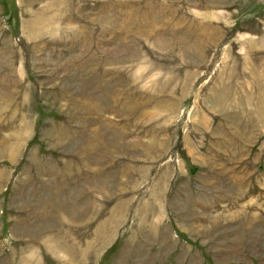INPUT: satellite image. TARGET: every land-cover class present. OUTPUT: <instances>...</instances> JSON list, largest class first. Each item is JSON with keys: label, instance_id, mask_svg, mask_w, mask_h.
I'll use <instances>...</instances> for the list:
<instances>
[{"label": "rangeland", "instance_id": "374dc122", "mask_svg": "<svg viewBox=\"0 0 264 264\" xmlns=\"http://www.w3.org/2000/svg\"><path fill=\"white\" fill-rule=\"evenodd\" d=\"M0 264H264V0H0Z\"/></svg>", "mask_w": 264, "mask_h": 264}]
</instances>
